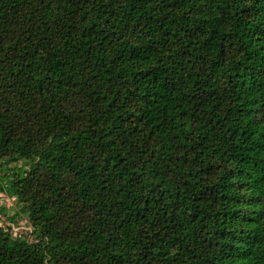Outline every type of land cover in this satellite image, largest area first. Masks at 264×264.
I'll return each mask as SVG.
<instances>
[{
    "label": "trees",
    "instance_id": "1",
    "mask_svg": "<svg viewBox=\"0 0 264 264\" xmlns=\"http://www.w3.org/2000/svg\"><path fill=\"white\" fill-rule=\"evenodd\" d=\"M0 193V264H264V0H0Z\"/></svg>",
    "mask_w": 264,
    "mask_h": 264
},
{
    "label": "rangeland",
    "instance_id": "2",
    "mask_svg": "<svg viewBox=\"0 0 264 264\" xmlns=\"http://www.w3.org/2000/svg\"><path fill=\"white\" fill-rule=\"evenodd\" d=\"M1 207H5L8 213L1 214L0 224L5 227L8 225L11 226V231L14 235L19 236L22 234L28 239L34 240V235L31 234L32 227L26 216L22 215L15 219H11V215L19 210V205L17 204L16 200L14 198H9L6 194L0 193V208Z\"/></svg>",
    "mask_w": 264,
    "mask_h": 264
}]
</instances>
